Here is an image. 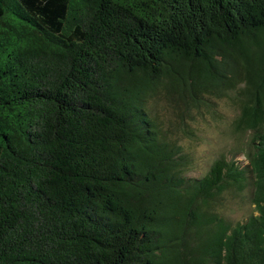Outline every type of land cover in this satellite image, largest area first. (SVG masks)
I'll use <instances>...</instances> for the list:
<instances>
[{
    "label": "trees",
    "instance_id": "1",
    "mask_svg": "<svg viewBox=\"0 0 264 264\" xmlns=\"http://www.w3.org/2000/svg\"><path fill=\"white\" fill-rule=\"evenodd\" d=\"M237 88L238 151L184 176L151 99ZM0 264H264V0H0Z\"/></svg>",
    "mask_w": 264,
    "mask_h": 264
},
{
    "label": "rangeland",
    "instance_id": "2",
    "mask_svg": "<svg viewBox=\"0 0 264 264\" xmlns=\"http://www.w3.org/2000/svg\"><path fill=\"white\" fill-rule=\"evenodd\" d=\"M239 88L217 91L216 94L201 95L199 103H185L173 93L164 91L153 97L149 110L156 117L167 139L174 140L185 154L186 169L182 174L186 177L203 176L220 155L230 158L237 152V136L231 131L230 123L239 110L235 104ZM245 143L246 135H240ZM239 164L247 161L244 153L235 156ZM249 189L236 197L224 194L213 206V211L221 214L228 222L243 220L254 211Z\"/></svg>",
    "mask_w": 264,
    "mask_h": 264
}]
</instances>
